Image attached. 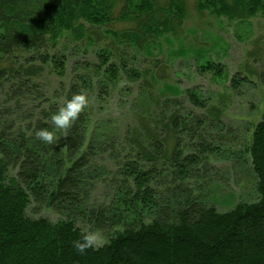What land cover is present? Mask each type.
Listing matches in <instances>:
<instances>
[{
  "label": "trees",
  "instance_id": "trees-1",
  "mask_svg": "<svg viewBox=\"0 0 264 264\" xmlns=\"http://www.w3.org/2000/svg\"><path fill=\"white\" fill-rule=\"evenodd\" d=\"M235 1L239 20L246 2L264 9ZM185 9V0H0V264H264V113L238 151L255 199L230 195L220 211L211 193L224 136L208 130H225L243 77L213 97L165 80L157 39ZM197 67L220 72L210 59ZM80 92L89 104L67 136L40 141ZM82 223L105 242L78 254Z\"/></svg>",
  "mask_w": 264,
  "mask_h": 264
},
{
  "label": "rangeland",
  "instance_id": "rangeland-1",
  "mask_svg": "<svg viewBox=\"0 0 264 264\" xmlns=\"http://www.w3.org/2000/svg\"><path fill=\"white\" fill-rule=\"evenodd\" d=\"M185 2L183 19L170 22L172 26L157 39L161 49H155L154 53L166 69L165 80L181 89L198 86L205 97H213L228 90L232 76L243 77L235 89L230 88V113L223 117L225 130L218 131L215 126L208 130L209 135L224 136L221 146L224 155L218 157L216 163L217 191L211 193L217 200L215 207L224 211L231 207L227 201L230 195L236 201L255 199L247 158L242 152L240 156L238 151L243 149L254 122L264 113V9L250 11L248 7H252V3L246 2L242 11L246 18L239 20L237 14L241 11L235 7V0H224L225 4L220 0ZM221 6L226 8L219 11ZM171 8L170 12L175 15V8ZM250 51L254 55L249 56ZM206 59L215 63L220 70L218 74L199 73L197 65ZM246 67L252 68L254 73H249ZM213 140L219 141L217 137ZM100 191L104 193V189ZM28 212L31 214L30 209ZM39 214L53 220L58 218L50 210L40 209ZM80 227L84 232L92 230L84 223Z\"/></svg>",
  "mask_w": 264,
  "mask_h": 264
},
{
  "label": "clouds",
  "instance_id": "clouds-1",
  "mask_svg": "<svg viewBox=\"0 0 264 264\" xmlns=\"http://www.w3.org/2000/svg\"><path fill=\"white\" fill-rule=\"evenodd\" d=\"M89 104L88 96L83 93H76L71 98L66 99L58 110L52 114L51 123L53 128H42L37 131V138L48 144H57V132H63L67 136L68 130L72 128L73 124L77 121L80 114L85 110ZM104 238L102 233L90 230L81 235L80 238L72 242L74 250L78 254H84L88 249H96L102 246Z\"/></svg>",
  "mask_w": 264,
  "mask_h": 264
}]
</instances>
